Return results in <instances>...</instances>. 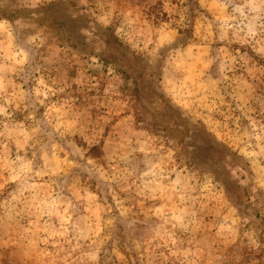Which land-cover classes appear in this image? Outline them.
I'll use <instances>...</instances> for the list:
<instances>
[{
    "label": "rangeland",
    "instance_id": "obj_1",
    "mask_svg": "<svg viewBox=\"0 0 264 264\" xmlns=\"http://www.w3.org/2000/svg\"><path fill=\"white\" fill-rule=\"evenodd\" d=\"M197 1L193 13L187 0H128L121 10L118 37L150 66L151 82L129 89L117 77L90 93L101 106L85 135L95 131L98 143L84 161L98 160L100 179L66 155L84 137L70 149L39 124L59 97L33 72L37 60L47 67L65 55L50 39L71 6L0 0V264H220L232 255L264 264V40L254 25L245 31L255 36L239 31L228 0ZM107 3L92 10L103 15ZM146 97L163 122L144 120ZM36 101L37 118L25 122ZM34 155L63 169L55 183L24 171ZM41 185L39 213L5 222L22 207L12 197Z\"/></svg>",
    "mask_w": 264,
    "mask_h": 264
},
{
    "label": "clouds",
    "instance_id": "obj_2",
    "mask_svg": "<svg viewBox=\"0 0 264 264\" xmlns=\"http://www.w3.org/2000/svg\"><path fill=\"white\" fill-rule=\"evenodd\" d=\"M64 2L71 6L70 11L55 27L50 43L56 47L57 53L62 52L65 55L58 60L50 61L47 67L40 65L37 60L38 67L33 72V79H36L35 73L43 71L41 78L47 79L52 86L48 89L49 95L59 97L57 100L59 107L40 116L39 124L50 126L53 130L51 135L64 142L70 149L74 148L72 137L77 135L84 137L87 144H81L80 149L70 151L66 155L79 157L83 163L74 167L80 168L82 172L87 171L89 178L98 175L103 179L104 172L99 167L98 160L84 161V154L89 152L92 145L98 143V133L95 131L91 136L85 135L88 125L92 123L89 112L92 108L101 106L98 102L93 103L97 98L90 93H99L104 83L117 77L122 78L129 89L135 88L137 84L150 83L152 69L147 63L135 57L118 37L120 32L118 20L120 15H123L121 10L128 0H108L107 7L110 11L103 15L92 10L94 0H64ZM227 6L232 8V17L243 25L239 28L240 32H245V36H255L258 31L261 39L264 40V0H228ZM113 12L117 13L115 18ZM248 24L254 25L257 31H245ZM96 69L101 70L99 75L95 71L85 75L89 70ZM29 99H31L30 95ZM38 104L39 101L30 104L33 110L25 116V122L37 118ZM140 104L145 121H164L165 113L162 106L153 103L151 97L141 100ZM53 113H55L54 117ZM39 131V126L33 129L34 133ZM19 147L22 145H18ZM53 147L55 148L56 145L53 144ZM5 152H7L6 145ZM43 159L45 164H40L34 155L33 161L29 162L24 171L35 168L37 172L33 175H47L51 182L55 183L52 178L59 177L63 169L52 170L50 159L48 157ZM224 164L225 162H221L222 167ZM3 171H8L7 165ZM13 179L18 181L23 179V176L17 173L13 175ZM42 189H44L43 185L35 189L29 188L30 195L27 197L23 192L14 195L12 199L22 207L15 216L6 211L5 222L14 220L19 223L17 217L29 218L37 215L43 203ZM220 264H241V260L236 255H232L221 260Z\"/></svg>",
    "mask_w": 264,
    "mask_h": 264
},
{
    "label": "trees",
    "instance_id": "obj_3",
    "mask_svg": "<svg viewBox=\"0 0 264 264\" xmlns=\"http://www.w3.org/2000/svg\"><path fill=\"white\" fill-rule=\"evenodd\" d=\"M140 1L147 2L148 0H140ZM187 3H188L187 7L189 8V11H191L192 13L200 10L197 0H187ZM162 6H163L162 2L157 1L155 3V5L152 6V11H159V10H161ZM156 15H157V13H156ZM159 16H160V13H158V18H159ZM193 18H194V16H193Z\"/></svg>",
    "mask_w": 264,
    "mask_h": 264
}]
</instances>
